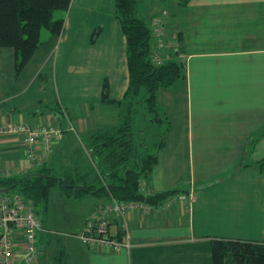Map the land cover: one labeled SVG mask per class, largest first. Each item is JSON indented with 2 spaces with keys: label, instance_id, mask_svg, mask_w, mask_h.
Here are the masks:
<instances>
[{
  "label": "crops",
  "instance_id": "crops-1",
  "mask_svg": "<svg viewBox=\"0 0 264 264\" xmlns=\"http://www.w3.org/2000/svg\"><path fill=\"white\" fill-rule=\"evenodd\" d=\"M146 4L150 18L163 15V60H182L184 76L156 91L168 126L139 188L187 196L164 209L166 198L146 202L153 206L146 212L125 213L112 231L125 224L128 245L107 249L76 234L107 197L72 198L55 189L58 203L71 201L74 211L54 227L48 213L38 216L48 201L43 210L18 186L0 182V193L34 203L42 230L33 264H55L59 250L62 264H213V237L264 242V0H137L143 16ZM81 14L92 17L76 21ZM64 15L62 31L42 29L19 70L17 51L0 46V181L94 166L86 138L120 121L129 73L114 0H70ZM8 124L59 127L61 135L28 148Z\"/></svg>",
  "mask_w": 264,
  "mask_h": 264
},
{
  "label": "trees",
  "instance_id": "trees-1",
  "mask_svg": "<svg viewBox=\"0 0 264 264\" xmlns=\"http://www.w3.org/2000/svg\"><path fill=\"white\" fill-rule=\"evenodd\" d=\"M69 4L70 0H0V46L13 47L17 51L16 70L25 65L40 43L43 28L54 35L62 31L63 17L54 18L53 14L56 10H66ZM114 5L126 38L129 82L121 103L119 123L94 131L86 138L94 166L77 167L73 173L62 177L41 172L0 181L3 185L18 186L43 210L53 188L72 198L95 194L150 204L160 203L178 191L172 189L146 195L139 183L155 164L168 126L156 102V91L183 78L184 66L175 58L164 60L160 65L151 59L150 41L156 26L153 18L160 15L146 21L137 10V0H114ZM103 97H106L105 89ZM259 165H264V159ZM211 256L213 264H264V242L213 237ZM62 263L63 252L59 250L55 264Z\"/></svg>",
  "mask_w": 264,
  "mask_h": 264
},
{
  "label": "built area",
  "instance_id": "built-area-1",
  "mask_svg": "<svg viewBox=\"0 0 264 264\" xmlns=\"http://www.w3.org/2000/svg\"><path fill=\"white\" fill-rule=\"evenodd\" d=\"M153 36L156 37V46L150 53L152 61L156 65L164 62L161 48L163 39V16L153 18ZM162 34V36H161ZM153 38V37H152ZM8 131L20 134L24 145L28 148L34 145L37 138H42L49 143L52 137H59V127L31 128L23 124H8ZM29 154H32L31 149ZM143 186V185H141ZM142 191L145 188L140 187ZM187 195L176 193L169 195L159 206L160 209L168 207L173 201H183ZM151 207L144 201L117 200L108 198L106 202L97 204L91 217L87 218L78 238L89 247H101L116 249L122 245H128L127 228L122 224L117 230L112 231V226L117 219H121L127 212H146ZM42 230L41 221L36 215L34 203L30 199H24L20 194L0 193V264H33L40 251L37 246V234ZM121 233V234H120Z\"/></svg>",
  "mask_w": 264,
  "mask_h": 264
},
{
  "label": "rangeland",
  "instance_id": "rangeland-1",
  "mask_svg": "<svg viewBox=\"0 0 264 264\" xmlns=\"http://www.w3.org/2000/svg\"><path fill=\"white\" fill-rule=\"evenodd\" d=\"M181 2V0H177V2ZM147 7V8H146ZM145 10H146V14L144 15V18H145V20L147 21L148 20V18H150L149 16H150V10L151 9H149L148 8V6H147V4H146V6H145ZM157 14H155V16H156ZM53 16H54V18H60V17H63V16H65L64 15V11L63 10H56L55 12H54V14H53ZM90 17H92V15H90V14H81L80 16H78L77 17V20L76 21H83V20H85V19H88V18H90ZM45 28H43V30H44ZM165 34H166V31L164 30V32H163V36H162V34H161V36H162V38H161V42H162V39H163V43H164V37H165ZM153 38V40H154V43H155V46H156V40L155 39H157L156 37H154V36H152ZM166 38V37H165ZM154 48L155 47H153V50H154ZM164 48V45L162 46V48L161 49H163ZM165 48H166V45H165ZM164 48V49H165ZM169 48H171V46L169 47ZM166 49H168V48H166ZM152 50V48L150 47V53L153 51ZM162 56H163V54H162ZM186 55H183V57H185ZM181 59V58H180ZM184 59V58H183ZM164 60H165V58H164ZM166 61V60H165ZM181 62H182V60H181ZM154 63V62H153ZM155 64V63H154ZM183 64V63H182ZM55 189H57V188H53L52 190H51V193H50V195H49V198H48V202H49V210H48V212H44V211H42L41 210V208H39L38 209V216L41 218V219H43L44 220V218L46 217V215H47V213H48V219H49V222H50V225H52V224H59L61 221H58V220H62L63 218H64V216L66 215V217L68 218V219H71V215H72V212L74 211V206H71L72 204H70L71 203V201L70 202H63V203H58V200H59V196L57 195V193H56V191H55ZM72 207H73V211H72ZM58 219V220H57ZM52 226H54V225H52ZM55 227V226H54ZM82 228V227H81ZM77 234V233H76Z\"/></svg>",
  "mask_w": 264,
  "mask_h": 264
}]
</instances>
